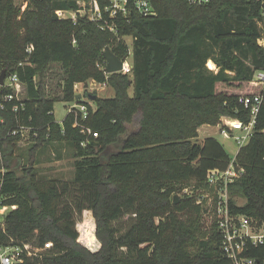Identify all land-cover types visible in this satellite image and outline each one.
Listing matches in <instances>:
<instances>
[{"label": "trees", "instance_id": "16d2710c", "mask_svg": "<svg viewBox=\"0 0 264 264\" xmlns=\"http://www.w3.org/2000/svg\"><path fill=\"white\" fill-rule=\"evenodd\" d=\"M77 1L34 0L22 10L21 1L0 0V69L17 70L27 88L24 108L2 112L0 177L4 201L17 207L0 225V244L40 248L25 264H235L222 247L218 221L206 229L198 198L182 191L191 182L209 189V171L226 170L232 160L215 136L198 140L202 125H218L223 116L249 120L241 98L264 93L254 79L264 69L262 0H151L156 15L132 8L127 17L110 20L116 32L87 18L75 23L58 16L57 10L77 9ZM106 3L101 0L102 7ZM125 36L132 37L131 48ZM107 46L122 60L131 58L132 73H107ZM53 63L64 71L62 98L88 104L86 119L71 111L56 120L60 97L45 90ZM91 79L114 90L110 97L98 95L95 108L89 99H76L75 85ZM76 121L99 136L84 133ZM17 124L33 129L14 157L10 151L22 135L7 133ZM52 144L72 150L71 180L43 175L36 166ZM109 147L114 150L104 161ZM235 167L243 173L230 188L246 201L230 199V212L260 226L264 97ZM85 211L93 226L85 222L82 232ZM246 253L264 258V245L249 243Z\"/></svg>", "mask_w": 264, "mask_h": 264}, {"label": "built area", "instance_id": "2783aa9c", "mask_svg": "<svg viewBox=\"0 0 264 264\" xmlns=\"http://www.w3.org/2000/svg\"><path fill=\"white\" fill-rule=\"evenodd\" d=\"M21 1V0H19ZM29 1L25 0L23 3V9L25 10ZM192 4H207L212 0H188ZM78 8L74 10H57V14L60 18L72 19L75 23L81 18L80 14H83V18H87L91 21L100 22L104 28H109L111 31L116 32L114 24L110 23V20H115L119 15L127 17L132 8L136 9L144 16H154L157 14L151 0H107L104 7L101 5V0H78ZM264 4V0H262ZM22 4V5H23ZM108 16V17H106ZM103 22V23H102ZM259 43L264 46V34L259 39ZM28 52H32L33 45L28 46ZM20 66L25 65V62H20ZM131 58L123 60V73H132ZM3 70H6V76L4 83L0 84V127L6 123V117L2 112H8L10 108L14 111H19L20 108L25 106L26 98V85L22 82L17 70L0 69V74ZM254 79L260 81L264 86V69L256 70L254 73ZM92 88L91 91H93ZM264 91V88H263ZM264 93L256 95H246L241 98V102L244 107L249 111L251 117L245 121L240 118H233L229 116H223L218 123L219 131L227 138H233L240 146L246 144L254 131L256 124V118L260 111L263 102ZM84 100H86L84 98ZM12 107H9L11 102H14ZM70 107L69 112L73 111L76 114L81 112L83 119L89 116L88 104L75 101ZM77 120V119H76ZM75 125H81L79 121L75 122ZM82 131L93 137H98L99 134L93 131L90 127L81 125ZM33 127L17 124V127L10 128L8 135L21 134L22 139L25 135H29L30 130ZM83 145L86 142H82ZM2 155L1 136H0V156ZM235 157H232L231 163L226 170L212 169L208 173V181L211 184H215L221 177H225L227 182L231 183L236 178L240 177L243 173L235 167ZM5 173V168L1 170ZM4 177H0V225L5 220V217L9 211L15 209L17 206L6 203L4 194ZM220 205L218 207L217 221L218 228L222 234V247L228 257L234 260L235 264H264V258L257 259L251 257L246 253V247L249 243L256 245H264V223L260 226L254 224L253 218L246 215H234L229 209V199L226 195H223L219 200ZM52 243H47L46 247L49 248ZM27 257L40 256V248H34L30 243H8L0 244V264H25ZM43 264V263H41Z\"/></svg>", "mask_w": 264, "mask_h": 264}, {"label": "rangeland", "instance_id": "374dc122", "mask_svg": "<svg viewBox=\"0 0 264 264\" xmlns=\"http://www.w3.org/2000/svg\"><path fill=\"white\" fill-rule=\"evenodd\" d=\"M19 1V0H18ZM86 1V0H84ZM25 0H21L20 3H24ZM30 2V1H29ZM29 4V3H28ZM23 5H21L22 10ZM28 5L26 6V8ZM25 8V9H26ZM81 18L84 17L83 14H80ZM263 29H264V23ZM264 34V32H263ZM125 40L130 46L132 47V37L131 36H125ZM210 61H208V67L214 70H218L217 65L214 63V67H211ZM54 67L50 72V77L48 79L47 85L45 87L46 92L49 95L52 96H58V100L54 104V114L57 121L62 122L64 118L66 117L67 113L70 110V107L74 104V101H65L62 93V87H61V81L64 76V71L62 69V66L60 63H53ZM39 77H37V80ZM89 83V90L98 91V95L101 97H110L113 96L114 90L112 87H110L106 83H100L96 82L94 80L87 81ZM85 83H77L75 85V91L76 93H83L85 89ZM130 94L133 93V88H130L129 90ZM85 99H88L87 97H84ZM90 105L95 108L96 103L95 101H89ZM207 136H215L219 142L223 145V147L226 149V151L229 153L231 157H235V155L238 153L241 146L233 139V138H227L224 135H222L219 131V127L217 125H202V127L199 129V137L198 140L201 141L203 138ZM30 143L29 135H25V137L22 139L19 138L17 143V148L14 151L16 157L17 154L20 153V150H24V148ZM20 149V150H18ZM113 148L109 147L106 151L105 155L103 156L104 161H107L111 153L113 152ZM73 152L72 150L62 145H49L47 148L43 150V152L38 157V163H36V166L39 167L40 173L43 175H48L49 177L53 178H61L65 180H71L74 176V166H73ZM16 161V160H15ZM195 183L191 182L189 185H187L183 191L182 194H188V195H195L196 198H198L197 203L201 204L203 207V213L201 215L202 223L205 225L206 229H211L214 222L217 220V213H218V207L220 205V199L223 195H226V197L230 199H235L237 204L243 205L246 201V199L235 192V190L230 188V182L228 183L225 177H221L215 184H210L212 187L209 189H206V187H195ZM181 195V194H180ZM127 219V216H126ZM78 228L81 229L82 232L86 231L85 227L88 225L93 226V219L91 216V213L88 211H85L82 215V218L79 219ZM86 222V225L84 224ZM85 226H84V225ZM127 226H129V223H127ZM123 228L122 230H124ZM98 247V246H97ZM95 246V248H97Z\"/></svg>", "mask_w": 264, "mask_h": 264}, {"label": "water", "instance_id": "95a60500", "mask_svg": "<svg viewBox=\"0 0 264 264\" xmlns=\"http://www.w3.org/2000/svg\"><path fill=\"white\" fill-rule=\"evenodd\" d=\"M103 56L106 60V71L107 73L121 72L123 70V60L111 49L110 46H107L103 52ZM6 76V70H3L0 74V84L4 83V78ZM84 97H87L89 100L94 101L98 97L97 90H89V83H85V89L83 93H78L76 99L80 100ZM19 165V164H18ZM180 196L175 194L174 203H178Z\"/></svg>", "mask_w": 264, "mask_h": 264}, {"label": "bare ground", "instance_id": "6f19581e", "mask_svg": "<svg viewBox=\"0 0 264 264\" xmlns=\"http://www.w3.org/2000/svg\"><path fill=\"white\" fill-rule=\"evenodd\" d=\"M211 67H214V62L213 61H210V64H209Z\"/></svg>", "mask_w": 264, "mask_h": 264}, {"label": "crops", "instance_id": "0c3cea01", "mask_svg": "<svg viewBox=\"0 0 264 264\" xmlns=\"http://www.w3.org/2000/svg\"><path fill=\"white\" fill-rule=\"evenodd\" d=\"M114 95V94H113Z\"/></svg>", "mask_w": 264, "mask_h": 264}]
</instances>
